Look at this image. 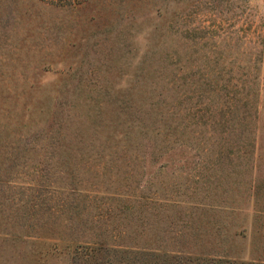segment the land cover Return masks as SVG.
<instances>
[{"label":"rangeland","instance_id":"rangeland-1","mask_svg":"<svg viewBox=\"0 0 264 264\" xmlns=\"http://www.w3.org/2000/svg\"><path fill=\"white\" fill-rule=\"evenodd\" d=\"M80 246L264 262V0H0V264Z\"/></svg>","mask_w":264,"mask_h":264},{"label":"trees","instance_id":"trees-1","mask_svg":"<svg viewBox=\"0 0 264 264\" xmlns=\"http://www.w3.org/2000/svg\"><path fill=\"white\" fill-rule=\"evenodd\" d=\"M72 264H264V262L196 254L80 246L73 251Z\"/></svg>","mask_w":264,"mask_h":264}]
</instances>
